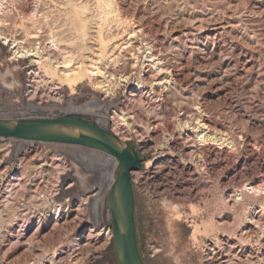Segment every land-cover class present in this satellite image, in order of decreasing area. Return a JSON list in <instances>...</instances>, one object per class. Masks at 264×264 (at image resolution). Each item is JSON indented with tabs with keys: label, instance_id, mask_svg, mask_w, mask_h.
Listing matches in <instances>:
<instances>
[{
	"label": "rangeland",
	"instance_id": "374dc122",
	"mask_svg": "<svg viewBox=\"0 0 264 264\" xmlns=\"http://www.w3.org/2000/svg\"><path fill=\"white\" fill-rule=\"evenodd\" d=\"M0 25L42 49L17 60L0 41V120L76 116L139 152L145 264H264V0H4ZM131 46L138 61H121ZM49 54L79 60L73 86ZM121 172L98 150L0 137V264H117L106 203ZM32 180L54 194L31 200Z\"/></svg>",
	"mask_w": 264,
	"mask_h": 264
},
{
	"label": "water",
	"instance_id": "95a60500",
	"mask_svg": "<svg viewBox=\"0 0 264 264\" xmlns=\"http://www.w3.org/2000/svg\"><path fill=\"white\" fill-rule=\"evenodd\" d=\"M0 137L77 145L117 159L122 172L112 186L106 203L113 220L111 228L117 264H145L137 240L133 187V175L142 169L143 160L135 147L96 123L76 116L0 120Z\"/></svg>",
	"mask_w": 264,
	"mask_h": 264
},
{
	"label": "bare ground",
	"instance_id": "6f19581e",
	"mask_svg": "<svg viewBox=\"0 0 264 264\" xmlns=\"http://www.w3.org/2000/svg\"><path fill=\"white\" fill-rule=\"evenodd\" d=\"M29 8V7H28ZM3 10H4V0H0V13L1 12H3ZM5 12V11H4ZM33 15V14H32ZM35 15V14H34ZM33 15V16H34ZM36 16V15H35ZM73 20V19H72ZM81 20V19H80ZM2 21V20H1ZM36 21V20H35ZM78 21V20H77ZM3 22H5V21H3ZM33 22V21H32ZM80 22V21H79ZM87 22V21H86ZM113 23V22H112ZM3 24H5V23H3ZM88 24V23H87ZM83 25V24H82ZM0 27H2L1 25H0ZM16 27H14V29H15ZM41 28V27H40ZM13 29V30H14ZM9 32V31H8ZM15 32V31H14ZM68 32V31H67ZM70 32V31H69ZM83 32V31H82ZM73 33V32H72ZM47 35V34H46ZM65 35V34H64ZM85 35V34H84ZM11 36V35H10ZM38 36V35H37ZM63 36V35H62ZM89 36V35H88ZM12 37H13V35H12ZM49 37V36H48ZM50 44H54L56 47L58 46V43L57 42H55V41H57V40H54V38H56V37H52L51 35H50ZM40 38V37H39ZM71 39V38H70ZM4 41V44H8L10 41H12V49L14 50V52H15V57H16V59L17 60H19V59H26V58H29V57H31L33 54H32V52H34V50H31V48L30 49H26L25 47H23V46H21V43L17 40V39H15V38H13L12 40H10L7 36H5V33H4V31L2 30L1 31V29H0V41ZM40 41V40H39ZM38 41V43H41V42H39ZM59 41V40H58ZM34 42V41H33ZM135 42V41H134ZM57 43V44H56ZM133 43V42H132ZM131 43V44H132ZM136 43V42H135ZM30 44H32V42L30 43ZM37 44V43H36ZM48 44H49V42H48ZM11 45V44H10ZM23 45V44H22ZM39 45V44H38ZM134 45V44H133ZM41 46V45H40ZM129 46H130V44H129ZM59 47V46H58ZM83 48H84V46H82ZM81 47V48H82ZM132 47V49L130 50L129 49V47H128V49H129V51H127V47H123L124 49H126L125 51V54H123V56H120L119 58H120V60L121 61H124V62H126L127 60H130V58L127 56V55H129V56H131V58H132V62H133V60H136V62L138 61L137 59L139 58L137 55V51H140L141 49H139V47L138 48H136V47H134V46H131ZM130 47V48H131ZM149 47V46H148ZM38 48V47H37ZM42 48V47H41ZM121 48V47H120ZM33 49V48H32ZM40 49V48H39ZM38 49V50H39ZM57 49V48H56ZM59 49V48H58ZM63 49V48H62ZM36 51L35 52V54H36V56L38 55L39 56V52L40 51H42V49L41 50H39V51ZM64 50V49H63ZM120 50V49H119ZM149 51H151V50H153L152 48H149L148 49ZM59 51V50H58ZM61 51V50H60ZM84 51H85V48H84ZM122 51V50H121ZM152 52V51H151ZM150 52V53H151ZM56 53V52H55ZM58 53V52H57ZM81 53V52H80ZM117 53V52H116ZM119 53V52H118ZM128 53V54H127ZM140 53V52H139ZM34 54V55H35ZM70 54V53H69ZM120 54V53H119ZM119 54H118V56H119ZM57 54H49V56L47 57V58H45L46 60H45V65L48 67V68H54L55 70H56V72H58V74H60V76H62L61 78H64L65 79V81L64 82H66L68 85L70 84L71 85V82H75L76 81V79H77V76H78V74L80 73L79 71L82 69L81 67V65H80V63L78 62L79 60H77V65H73L72 67L71 66H69V61H62V59H60L61 57H57L56 56ZM60 55V54H59ZM83 55L84 54H82V56H81V54H79V56H80V58L79 59H81V57H83ZM87 55V54H86ZM116 55V54H115ZM122 55V54H121ZM151 55H152V53H151ZM117 56V57H118ZM84 57H85V55H84ZM150 57H152L153 58V55L152 56H150ZM87 58H89V57H87ZM118 58V59H119ZM83 59V58H82ZM81 59V60H82ZM115 59H116V57H115ZM117 59V60H118ZM41 60V59H40ZM43 60V59H42ZM84 60H85V58H84ZM95 60V59H94ZM114 60V59H113ZM116 60V61H117ZM152 60V59H151ZM151 60H150V62H151ZM154 60V59H153ZM86 61V60H85ZM103 61V60H102ZM109 61V60H108ZM112 61V60H111ZM115 61V60H114ZM113 61V62H114ZM131 61V60H130ZM160 61V60H159ZM42 62V61H41ZM81 62H83V60L81 61ZM129 62V61H128ZM93 63V62H92ZM119 63V62H118ZM122 63V62H121ZM151 63H153L154 64V62H151ZM72 64V63H71ZM83 64V63H82ZM113 64V63H112ZM112 64H108V63H106L105 64V66H104V68H100L99 70H100V72H101V74L103 75L102 77V79H104L103 81H101V82H103L102 84H104L105 86H103V85H101L100 83H97L96 85H97V87L98 88H100V90L101 89H104V90H106L105 89V87L107 86L106 85V83L108 84V82H111V81H113L114 79H115V75H114V72H113V70H114V67H113V65ZM120 64V63H119ZM125 63H123V65H124ZM134 64V63H133ZM132 64V65H133ZM84 65V64H83ZM86 65V64H85ZM115 65H116V63H115ZM122 65V64H121ZM120 65V66H121ZM122 65V66H123ZM157 65H159V63L157 64ZM156 65V66H157ZM89 66V65H88ZM155 66V65H154ZM155 66V67H156ZM86 67V66H85ZM85 67H83V68H85ZM92 67V66H91ZM102 67V66H101ZM132 67V66H131ZM158 67V66H157ZM156 67V68H157ZM89 68V67H88ZM116 68V67H115ZM119 68V67H118ZM86 69H87V67H86ZM117 69V68H116ZM132 69V68H131ZM160 69V68H159ZM84 70V69H83ZM133 70H134V68H133ZM40 71V70H39ZM86 71V70H85ZM89 71V70H88ZM36 73H37V71H36ZM87 73V72H86ZM14 74V73H13ZM46 74H47V72H46ZM82 74V73H81ZM88 74V73H87ZM43 75H44V72H43ZM83 76H84V74H82ZM93 75H95V74H93ZM97 75V74H96ZM46 76V75H45ZM81 76V75H80ZM89 76H90V74H89ZM96 77V76H95ZM0 78L1 79H3L4 78V75L2 76V74L0 73ZM52 78V77H51ZM127 78V77H126ZM144 78V77H143ZM5 79V78H4ZM3 79V80H4ZM37 79V78H36ZM173 79V78H172ZM177 79V78H176ZM2 80V81H3ZM6 80V79H5ZM34 80V79H33ZM52 80H53V78H52ZM180 80H183V79H180ZM98 81V80H97ZM144 81V80H143ZM185 81V80H184ZM35 82V81H34ZM51 82V81H50ZM95 82V81H94ZM165 82H167V81H165ZM171 82V81H170ZM170 82H168V83H170ZM177 82V81H176ZM182 82V81H181ZM6 83V82H5ZM66 83H64L65 85H66ZM76 83V82H75ZM96 83V82H95ZM158 83V82H157ZM157 83H156V85H157ZM161 83H163V82H161ZM161 83H159V84H161ZM163 84H165V83H163ZM183 84H185V83H183ZM67 85V86H68ZM69 85V86H70ZM181 85V84H180ZM71 86H73V85H71ZM167 86H169V85H167ZM171 86V85H170ZM184 86V85H183ZM69 88H71V87H69ZM97 88V89H98ZM183 88V87H182ZM166 89V88H165ZM186 89V88H185ZM108 91V90H107ZM106 91V92H107ZM37 92V91H36ZM183 92V91H182ZM32 94H33V96H35L34 95V92H31ZM38 93V92H37ZM36 94V93H35ZM40 96V95H39ZM158 96V95H157ZM31 97V96H30ZM37 97V96H36ZM39 98V97H38ZM181 98H183V97H181ZM40 99V98H39ZM184 99V98H183ZM182 99V100H183ZM148 104H149V102H148ZM120 117V116H119ZM122 118H123V116H122ZM155 121V120H154ZM207 136V135H206ZM201 139V138H200ZM189 141H190V139H189ZM202 141L203 142H205L206 141V139L205 138H202ZM58 160V159H57ZM77 169L79 170V168L77 167ZM55 174H58V173H55ZM78 175L81 177V174H80V172H78ZM52 179V178H51ZM56 179H57V177H56ZM51 183V182H50ZM49 183V184H50ZM21 184V183H20ZM19 184V185H20ZM19 185H14V184H12V185H10L9 187H11V189L10 188H8L7 190L8 191H6L7 192V194H10V196L12 197V192H13V190H15V188H17ZM51 185V184H50ZM53 185V184H52ZM30 187H29V189L27 190L28 192V194L27 195H29L30 196V199L31 200H33V199H38V196H40L39 197V200L40 199H42V198H45L46 199V197L47 196H49V194H52L53 193V187H55V185L52 187V192H50V190L49 191H47V192H45V194L44 195H36L35 193H38L37 192V190H39L40 188H38L37 187V184L35 183V181L34 180H32L31 182H30V185H29ZM33 187H37V189H35V190H32V188ZM48 187V186H47ZM24 188V187H23ZM50 188H51V186H50ZM48 189V188H47ZM55 189V188H54ZM17 191V190H16ZM40 192V191H39ZM39 194V193H38ZM54 194V193H53ZM67 205H69V204H67ZM63 205H60L57 209H56V219H57V221L62 217V215H63V207H62ZM66 207V206H65ZM70 208V207H69ZM68 209V208H67ZM44 212H42V214L40 215V217H43L44 216V214H43ZM40 220V219H39ZM41 222V221H40ZM58 223V222H57ZM38 224H39V222H38ZM40 225V224H39ZM104 235H106L105 233H101V236H104ZM32 251V250H31ZM216 255H217V257H214L215 258V262H222V263H224L225 262V257L227 256V255H223L222 253H220V252H216L215 253ZM230 260V259H229ZM228 260V261H229ZM235 263V262H234ZM233 263V264H234ZM214 264V263H213ZM217 264V263H216ZM230 264V263H229ZM231 264H232V262H231Z\"/></svg>",
	"mask_w": 264,
	"mask_h": 264
},
{
	"label": "trees",
	"instance_id": "16d2710c",
	"mask_svg": "<svg viewBox=\"0 0 264 264\" xmlns=\"http://www.w3.org/2000/svg\"><path fill=\"white\" fill-rule=\"evenodd\" d=\"M98 125V124H97ZM137 240H138V237H137ZM139 251H140V249H139Z\"/></svg>",
	"mask_w": 264,
	"mask_h": 264
}]
</instances>
